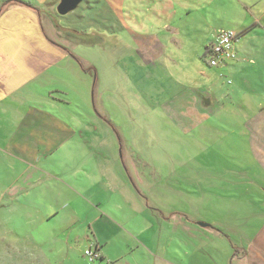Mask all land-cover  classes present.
I'll list each match as a JSON object with an SVG mask.
<instances>
[{
  "label": "crops",
  "instance_id": "obj_1",
  "mask_svg": "<svg viewBox=\"0 0 264 264\" xmlns=\"http://www.w3.org/2000/svg\"><path fill=\"white\" fill-rule=\"evenodd\" d=\"M55 1L58 2L53 6ZM103 1L107 12L117 17L127 10L130 13L141 9L153 11L155 18L141 21L136 15L132 23L137 27L155 25L159 27V34H138L123 25V30H128V42L136 47L129 51L138 55L141 64L146 67L160 65L165 69L159 60L169 58L166 48L172 42L178 49L173 50L177 61H167V65L175 68L174 73L169 74L171 85L166 88L171 91L172 120L187 122L192 131L203 125L204 137L211 135L212 132L205 129L211 127L212 121L238 123L230 133L246 139V148L255 163L252 168L236 161L218 165L225 178L219 202H228V198L234 197L240 201L245 196L247 213H243L241 203H235L224 215L228 220L207 222V227L197 226V229L195 225L183 226V232L191 241L197 235L203 237L206 245L211 242L213 246H222V264H264V181L259 179L264 175V0ZM41 2L47 8L56 9L60 0ZM95 3L94 0H81L73 11L81 6L86 12L94 8ZM35 5H32L35 9L42 6ZM34 8L31 10L36 13ZM43 16L38 14L41 23H44ZM3 20L0 17V23ZM229 29L240 32L234 46L236 59L220 65L219 74H209L205 69L192 71L183 66L186 57L183 50L192 42L202 49L220 31ZM170 33L174 34L169 41L167 35ZM47 41L51 44L49 50L0 49V171L3 172L0 182L7 186L0 190V196L8 197L9 202L29 203L36 197L54 194L61 207L68 210L66 218L79 217L82 210L89 211L93 218L92 228L99 227L101 220L111 221L117 217V213L104 209L117 198L125 204L126 217L141 219L140 232L151 230L167 217L155 208L145 207L141 196H132L129 175L132 166L128 163V172L121 157L118 159L105 115L83 114L70 118L65 108L70 102L54 100L47 94L51 91L48 88L51 79H55L51 76L55 73L50 72L54 65L64 64L62 69L73 79H82L87 72L93 76L94 72L91 68L84 69L80 57L68 47L59 49L51 40ZM70 64L74 67H68ZM224 79L229 88H219ZM251 174L255 180L249 182ZM214 180L211 176L204 179L207 192L204 198L210 196ZM244 187L253 188L254 196L244 195L241 191ZM232 188L239 190L240 197ZM49 212L48 218L57 215L55 210ZM134 226L137 228V224ZM96 253L97 261L102 262L104 254L99 242ZM154 264L176 263L161 254Z\"/></svg>",
  "mask_w": 264,
  "mask_h": 264
},
{
  "label": "rangeland",
  "instance_id": "obj_2",
  "mask_svg": "<svg viewBox=\"0 0 264 264\" xmlns=\"http://www.w3.org/2000/svg\"><path fill=\"white\" fill-rule=\"evenodd\" d=\"M94 1V8L86 12L79 6L60 17L54 7L47 8L40 0L21 1L24 5L3 0L0 49L49 50L51 44L47 40H51L54 47H68L80 57L84 69H92L93 76L87 72L82 79H73L62 69L64 64L52 66L50 72L55 73L51 74L55 79H51L48 85L51 91L47 94L54 100L70 102L65 107L70 118L83 114L105 115L118 159L121 157L128 172V163L132 166L129 172L132 196H141L145 207L155 208L167 218L151 230L140 232L141 219L126 217L125 204L114 198L106 204L109 208L104 209L117 213V217L101 220L99 227L92 228L89 211L82 210L79 217L66 218L68 210L61 207L54 194L36 197L29 203L9 202L8 197L0 196V264H92L84 253L88 249L96 253L97 242L101 244L104 259L94 264H154L161 254L176 264H222V246H213L211 242L206 245L203 237L197 235L191 241L182 229L193 225L197 229L199 223L228 220L224 215L235 203H241L243 213H247L245 196L240 201L234 197L228 198V202H219L225 178L218 166L236 161L245 163L247 168L254 167L246 139L230 133L238 124L234 121H212L211 127L205 129L212 133L204 137L203 125L192 131L187 122L172 120L171 91L167 89L171 85L169 74L175 68L167 65V61H177L173 50L178 49L172 42L166 48L169 58L159 60L165 69L160 65L146 67L135 52L130 53L136 47L128 42V30H123V25L134 33L159 34V27L155 25L137 27L132 23L136 15L141 21L155 18L153 11L141 9L130 13L127 10L117 17L107 12L103 0ZM35 4L42 6L35 9L32 7ZM31 8L45 15L41 18L44 23ZM206 46L201 49L192 42L183 50L186 56L183 66L217 75L221 67L207 65ZM225 82L226 79L220 82L219 88H229ZM219 132L223 134L221 137ZM2 174L0 171V177ZM210 176L215 179L211 184L215 185L210 196L204 198L207 193L204 179ZM254 177L249 175V182ZM259 179L264 181V175ZM6 187L5 182H0V190ZM241 191L254 196L253 188L244 187ZM50 210H55L57 215L48 218Z\"/></svg>",
  "mask_w": 264,
  "mask_h": 264
},
{
  "label": "built area",
  "instance_id": "obj_3",
  "mask_svg": "<svg viewBox=\"0 0 264 264\" xmlns=\"http://www.w3.org/2000/svg\"><path fill=\"white\" fill-rule=\"evenodd\" d=\"M239 38L240 34L234 30L220 31L214 40L206 46L204 56L207 58V65L209 67H219L236 59L234 46ZM84 254L91 263L99 259L98 255L91 249L85 251Z\"/></svg>",
  "mask_w": 264,
  "mask_h": 264
},
{
  "label": "water",
  "instance_id": "obj_4",
  "mask_svg": "<svg viewBox=\"0 0 264 264\" xmlns=\"http://www.w3.org/2000/svg\"><path fill=\"white\" fill-rule=\"evenodd\" d=\"M80 2L81 0H60L56 7V12L59 16H64L73 11ZM198 225L203 228L208 226L205 223H199Z\"/></svg>",
  "mask_w": 264,
  "mask_h": 264
},
{
  "label": "trees",
  "instance_id": "obj_5",
  "mask_svg": "<svg viewBox=\"0 0 264 264\" xmlns=\"http://www.w3.org/2000/svg\"><path fill=\"white\" fill-rule=\"evenodd\" d=\"M11 3H17V4H21V5H24L23 3H21V1L19 2V1H10ZM54 24V23H53ZM55 27L57 28V29H60V30H64L63 28H61V27H59L58 25H55Z\"/></svg>",
  "mask_w": 264,
  "mask_h": 264
}]
</instances>
